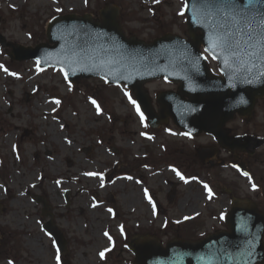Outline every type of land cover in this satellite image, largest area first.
Segmentation results:
<instances>
[{
    "label": "rangeland",
    "instance_id": "rangeland-1",
    "mask_svg": "<svg viewBox=\"0 0 264 264\" xmlns=\"http://www.w3.org/2000/svg\"><path fill=\"white\" fill-rule=\"evenodd\" d=\"M110 1L128 36L187 35L186 0H0V33L14 46H35L48 41L51 19L96 16ZM11 53L0 45V264H134L127 231L163 243L177 234L203 239L226 229L223 217L238 198L264 212V146L254 156L219 148L214 167L201 164L196 149L217 141L188 137L172 121L152 129L124 85L71 84L60 70L11 60ZM145 88L156 108L159 93L178 90L167 80ZM226 130L264 138V99L250 119L236 114ZM36 196L51 205L66 253L44 230L50 217Z\"/></svg>",
    "mask_w": 264,
    "mask_h": 264
},
{
    "label": "water",
    "instance_id": "water-1",
    "mask_svg": "<svg viewBox=\"0 0 264 264\" xmlns=\"http://www.w3.org/2000/svg\"><path fill=\"white\" fill-rule=\"evenodd\" d=\"M205 0H186L188 37L167 34L153 43L136 37L128 38L119 22L120 11L106 4L100 11L101 21L92 15H65L51 21L47 30L49 44L35 48H13L15 60L34 59L40 67H56L67 80L102 78L108 84H125L133 89L141 110L151 127L174 123L189 135L207 133L234 152L247 150L242 139L228 137L224 126L239 112L250 116L258 98H264V63L255 67L242 62L225 63V54L210 49L209 24L197 18ZM0 39L5 45L2 36ZM210 54L223 76L212 74L207 57ZM167 78L179 84V92L166 91L157 97L159 113L144 88L154 80ZM264 144L259 140L254 150ZM202 163L215 156L217 149L202 147L197 150ZM51 208L43 198H37ZM225 222L228 231L217 232L200 241L173 239L165 247L154 236H136L129 248L136 256L135 264H264V214L254 203L233 201ZM53 217V215H51ZM45 229L57 240L65 252L66 240L53 222Z\"/></svg>",
    "mask_w": 264,
    "mask_h": 264
},
{
    "label": "snow or ice",
    "instance_id": "snow-or-ice-1",
    "mask_svg": "<svg viewBox=\"0 0 264 264\" xmlns=\"http://www.w3.org/2000/svg\"><path fill=\"white\" fill-rule=\"evenodd\" d=\"M156 2L158 3L159 0ZM202 8V12H197V18L208 23L211 32L209 41L211 47L206 51L219 50L225 54V63L229 59L253 67L258 62L264 63V0H205ZM180 15H184V12ZM213 58H216L215 55ZM54 102L60 103L59 100ZM131 102L135 104L134 100ZM92 103L95 105V100ZM137 110L139 111L138 108ZM99 111L97 105V112ZM242 174L247 175V173ZM87 175L96 174L87 173ZM149 202L151 203V200ZM100 255L103 258L104 253ZM57 260L59 262V257Z\"/></svg>",
    "mask_w": 264,
    "mask_h": 264
},
{
    "label": "bare ground",
    "instance_id": "bare-ground-1",
    "mask_svg": "<svg viewBox=\"0 0 264 264\" xmlns=\"http://www.w3.org/2000/svg\"><path fill=\"white\" fill-rule=\"evenodd\" d=\"M28 215L30 216L31 215V213L30 212H28ZM33 245H36L35 243H32Z\"/></svg>",
    "mask_w": 264,
    "mask_h": 264
}]
</instances>
